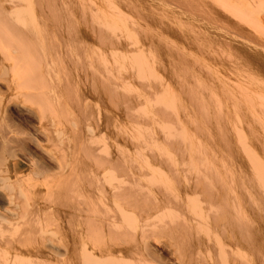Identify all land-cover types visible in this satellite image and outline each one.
I'll use <instances>...</instances> for the list:
<instances>
[{
  "label": "rangeland",
  "instance_id": "374dc122",
  "mask_svg": "<svg viewBox=\"0 0 264 264\" xmlns=\"http://www.w3.org/2000/svg\"><path fill=\"white\" fill-rule=\"evenodd\" d=\"M100 48L180 50L232 113L264 106V0H0V264H240L225 164H132Z\"/></svg>",
  "mask_w": 264,
  "mask_h": 264
},
{
  "label": "bare ground",
  "instance_id": "6f19581e",
  "mask_svg": "<svg viewBox=\"0 0 264 264\" xmlns=\"http://www.w3.org/2000/svg\"><path fill=\"white\" fill-rule=\"evenodd\" d=\"M108 21H106V23L105 22L103 23L107 24ZM112 22H115V21L112 20ZM105 26L106 25L102 24V28ZM106 27H108V24ZM122 27L123 26H121V28ZM100 37H101L100 40H102L104 44L106 43L107 45L108 38L107 37L105 38L103 35ZM116 41L114 42L115 44H117L118 42ZM112 42L113 41L109 40L108 43L114 44ZM149 49L147 50H144V49L126 50L122 48H118V49L117 48L115 49L106 48V49H101L100 52L97 49L98 55L96 57L94 56L92 57L94 59L97 58V60L96 59L95 60L99 62L98 64L101 65L100 69L98 67L96 68V71L97 69L100 71L99 75L101 77L99 78H101V82L107 83L108 85L110 82L115 83V84L120 83L118 84V87L116 88H114L116 86L115 84H114L115 86L113 84H111V86H113L112 87L113 90L115 89L116 99L118 100L119 104L121 105V108L124 109V112L126 114L124 117L123 116L122 117L124 118L123 119V122H125L124 125H126V126L123 125V127H126L125 129L126 132L124 133L126 134V137L128 138V141L131 147L129 148V150L126 151L129 154L130 162L132 161L131 162L132 164L138 163L139 165H141L139 161H142L143 163V161L145 160H149V161L161 160L162 161L166 159H177V161L179 162L186 161V160L195 161L196 159H198V163H201V161L199 162V159L205 162L208 161L210 163L211 162L212 163L213 162L215 163L223 162V164H225V168L224 166H222V168L224 169V174H225V171L227 173L225 176L228 175V178L227 177L225 178L226 180L229 179L228 184H229V187L231 188V191L233 190L232 192L235 194L234 189H236V193L238 192L239 195L242 197V199L240 198V201L238 204L240 205V208H241L240 212L244 213L243 218L240 222H239L240 219H238V221L235 220L237 221V224L241 223L239 225L240 227H238L237 225V228H239V230L236 232H239V235H240L239 237L241 238V242H242V246L240 244L238 246V247L241 246V248L240 249L238 248L239 250L237 251L238 253L237 260H239L240 264H264V159H263L264 156L263 158L261 157V151H260V146H261L260 144L264 140V115H263L264 112L262 110L264 109V106L260 104L253 106L251 104L252 107L250 109L248 108L249 109L248 111L244 109L245 107H243L244 109L243 110L242 106H244V103L241 102L240 104H238L237 103L238 96H235V98H237V100H235L237 101L236 102L237 111L235 110L236 112L232 113L229 103L228 101H226L228 98L224 100L226 93H224L225 96L222 93L223 95L222 98L223 97L224 98L222 100L220 99L221 98L220 97L218 99L220 101L218 102V100L216 99L218 98V96L217 94L213 93L214 87L212 88V84L211 83L205 84L203 82H200L201 78H200L199 72L196 71V73H198L197 75L195 73L193 74L190 68L191 66L189 64H182V60L179 56V52H177L180 50L175 51V50L169 49L168 51H163V52L160 50L161 51L160 52L158 49H153V48L150 50ZM88 50L90 51V49ZM91 50H96V49H91ZM87 52L88 51H86V53ZM91 53L94 54V52H91ZM89 56L91 57V55ZM84 57L86 58L87 55ZM193 60L195 61V59ZM97 62H95V64H97ZM194 66L195 65H193V67ZM191 72L193 75L192 78L190 77ZM121 84L123 86H119ZM244 86L245 88H242L241 94L246 95V93H248L249 91L247 92V91H244L243 89L247 90L248 88L249 90V87L246 88L247 85H244ZM233 88L234 87L232 86V89H231V86H230V89L234 91ZM223 89H226V87ZM235 89H236V86H235ZM238 90H241V89H238ZM243 91L246 93H243ZM238 92H234V93L232 92V93L236 94ZM252 93H254V90L252 91ZM213 94H215L216 96L215 95L213 96ZM261 94L264 97L263 93ZM249 96L250 95H247L246 99H249L250 98ZM239 97H241V95ZM254 97L256 96L254 95L253 98ZM263 97H260L261 101ZM254 100L256 101L257 99H254ZM244 102L247 103V101L245 100ZM247 104H249V102ZM234 105L235 104H233L232 106L235 107ZM120 128H122V125ZM243 154L246 156V158L248 157V159L252 158V161L245 162ZM262 154L264 155V153ZM205 162L203 164H205ZM81 163L84 164V162H81ZM73 164L76 165L74 162ZM119 164H122V162ZM129 164L130 163H128V165ZM115 166H119V165H115ZM129 166H132V165L130 164ZM82 167H81V170H82ZM141 169H144V168L141 167ZM123 183L124 182L122 181L120 185H123ZM133 185H137V184L134 183L132 184V186ZM118 186H119V183H118ZM124 186L125 185H123V187ZM123 187L119 186V188H123ZM227 189L229 190V188ZM132 190L131 192H133ZM105 193H106V190H105ZM229 194H230V191H229ZM234 194H233V197L235 198ZM133 196H136V195H133ZM136 198L137 196L135 197V199ZM234 198H232V200ZM235 201H236V198H235ZM101 204L103 203L101 202ZM118 205H122V204L120 203ZM239 205H237L238 207L236 206V208H239ZM108 206H111V205H107V207ZM122 206L121 208L120 206H118L119 208L117 211L121 210ZM114 207L116 206L114 205ZM125 207L122 212L123 214H125L126 212ZM134 207L136 206L134 205ZM105 209L108 210L107 208ZM133 209H136V208H133ZM106 210H103V213H100L101 212L100 211L99 215L102 217L101 214L103 215L105 213L107 214V212H105ZM109 210H108L109 211L108 214L109 213L113 214L111 208ZM242 210H244V212ZM141 211H143V209ZM240 212L236 214H239ZM116 213L117 212H115V217H117ZM131 213L133 214L134 212L131 211ZM236 214L235 215L233 214L235 216V219H237L241 215L239 214L238 216ZM134 217L136 216H133V218ZM121 218H123L122 214H121L120 219ZM139 218H141V216H139ZM152 218L153 216L150 218V220ZM129 219L126 220L127 223L128 221L131 222V220ZM148 219L149 217L146 218L145 220H148ZM115 220L117 219L115 218ZM118 221L120 220L118 219ZM233 221H234V218H233ZM123 222L125 221L123 220ZM123 222H120V223L122 224ZM135 226H136V223H135ZM154 226L155 225H153V227ZM132 228H134V225L132 226ZM128 229H131V227ZM139 230H141L140 226H139ZM132 231L133 232L137 231V229L132 230Z\"/></svg>",
  "mask_w": 264,
  "mask_h": 264
}]
</instances>
